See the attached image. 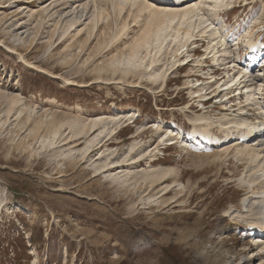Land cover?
<instances>
[{"label":"rangeland","instance_id":"obj_1","mask_svg":"<svg viewBox=\"0 0 264 264\" xmlns=\"http://www.w3.org/2000/svg\"><path fill=\"white\" fill-rule=\"evenodd\" d=\"M78 1L75 5L73 0H0V264H243L246 260L264 264L260 248L264 239L259 237V229L250 232V226L256 225L246 216L251 190L240 182L250 174L251 163L234 158L236 142L216 148L214 141L225 135L220 128L223 121L213 124L225 114L233 118L240 106L246 107L247 90L251 93L261 83L254 76L242 89V100L234 95V114L221 112L222 104L215 102L210 106L216 111H201L199 99L191 95L207 83L213 85L217 78L229 79L224 70L208 79L224 67L210 58L205 67L201 62L209 41L216 38L215 31L227 30L225 47L230 51L237 42L233 41H245L249 28L256 24L254 29L261 34L255 41L260 38L264 43V16L257 20L264 14V0H235V10L213 17L215 23L206 38L197 37L199 42L194 40L181 62L171 53L163 57L157 65L168 69L165 88L162 82L150 83L146 73H136L139 70L121 79L129 69L124 61L128 55L116 62L141 35L146 15L135 21L133 9L119 19L108 3L110 15L102 17L91 31L97 18L91 7L83 8L87 0ZM147 1L158 5V0ZM103 4L98 0L99 6ZM72 23L74 27L66 32ZM121 30L128 35L115 40ZM195 49H201L199 56H194ZM234 51L232 59L240 57L241 63L235 65V71L229 69L230 77L246 70L249 60L246 51ZM216 56L222 65L223 52ZM188 60L187 70L175 68ZM107 68L108 72H99ZM3 94L19 99L9 116ZM192 104L195 109L189 110ZM258 107L263 114L248 108L246 112L262 123L264 108ZM120 114L127 118L117 128V135L106 138L103 148L94 146L83 155L100 130L96 128L87 139L74 143L70 124ZM199 116L209 118L210 123L204 122L208 130H199L195 136L201 142L204 132V144L187 151L195 135L194 128L190 129ZM53 120L70 124L56 133ZM142 126L147 130L142 132ZM170 128L179 136L177 145L164 151L166 144H161L154 151L159 136ZM140 129V138L135 140ZM258 135L253 145L264 151V130ZM227 147L231 149L226 157H211L223 154ZM140 150L150 152L141 163H123L122 156L130 161ZM112 151L115 154L107 159L105 155ZM179 152L181 160L176 159ZM105 162L111 171L96 175L94 169ZM123 164L135 172L175 167L179 176L153 188L120 187L108 176L118 173Z\"/></svg>","mask_w":264,"mask_h":264},{"label":"bare ground","instance_id":"obj_2","mask_svg":"<svg viewBox=\"0 0 264 264\" xmlns=\"http://www.w3.org/2000/svg\"><path fill=\"white\" fill-rule=\"evenodd\" d=\"M87 1H88L87 4L84 5L83 8L87 10L88 7L89 8L91 7L93 9V17L97 18V21L93 23L91 31H93L96 27L99 26V23L101 21L100 19H102V17H104L105 15L106 16L110 15L109 12H107L108 3H112V6H113L112 9H114V12L116 16L119 17V19L123 17L125 18L128 11L133 10V9L136 10L135 21H137V19L141 15L142 16L146 15L144 19L146 20V22L143 26L141 35L136 38V40L134 41L132 45H129L128 54L122 53L123 55L120 56L121 58L116 57V62H119L122 59V56L128 55L127 57L125 56L126 58L124 61L127 63V66L129 67V69L124 72L125 77H121V79L126 80L128 77H130L129 76L130 74H133L135 73V71L139 70L136 73H139V72L146 73L147 77L149 78L150 83L157 84L159 82L160 83L162 82L161 86L164 85L163 88H165V85L168 83L167 80H165L168 69L164 71V68L162 66L157 65V63L160 62V60L163 57L167 56L169 53H171L174 60L175 58H178L179 56L181 59H179L178 62H181L188 55L187 53L188 51L186 50V48L189 46V44H193L194 40L195 39L197 40V37L201 36L203 37L202 39L206 38L205 36L206 32L212 29V26L215 23V21L212 20L213 17L220 15L221 11H223L224 9L232 7V5H234V2H235V0H199V1L198 0H158L157 1L158 5H162V6H158V5L155 6V2H151L152 4H150L149 3L150 1H147V0H142V1H139V0H99V2L100 1L104 2L103 5L99 6L98 0H87ZM73 2L75 3V5L76 3H79L78 0H73ZM263 16L264 14L262 13L257 18V20L259 21ZM257 24H259L258 26L261 25L260 23H257ZM255 26L250 27L249 31L247 30L248 32L246 31L247 34L245 33L246 34L245 36H249V37L247 38L245 37L246 38L245 41L239 42L238 39L235 40L237 42L234 44V49L230 51L228 47L227 48L225 47L226 36H227V35L225 36V33L227 30L226 31L224 30L225 33H223L222 29H218L217 31H215L216 38L212 37L213 39L209 41L210 42L209 46L205 51V55L203 56L205 58H203L201 62L204 64L205 63L207 64L206 59L210 58L211 61L214 62L215 65L219 67L221 66L224 67V68H221V70L226 71L225 73L227 74V76H229V79L225 81L226 79L224 77L223 79H225L224 80L225 82L221 80L223 82L222 83L218 81V78H217L215 79V82L213 83V85L210 83H207V85H204L201 88V90L191 92V95L194 99L195 98L199 99V105L201 107V110H205V109H208V111L217 110L216 107L214 106H210L209 108L206 107L208 103L206 104L205 100H207L208 96L212 94V96H214L215 99L217 100L219 99V101L221 100L224 101L223 103L221 102L222 108H223L221 109V112L228 111L231 114H234L236 113V111H234V106H235L233 104L234 102L232 103V94L233 96L240 95V91H242L243 88L248 87V83L249 81H251L250 79L254 76H257V78H255L257 79V81H260L261 84L260 85L257 84L255 86L256 87L255 91L250 93V91L247 90L248 91L246 92V106L247 107L240 106L238 109L239 111L237 112V114H235V116L233 115L234 116L233 118L229 117L231 119H228L227 115L225 114L221 118H218V121L216 120L217 122L213 121V124L215 123L220 124L223 121V123L220 124L221 126L220 128L224 132V135H225L224 138L226 139L225 141H223L224 138L216 139L214 141L215 143H217L216 148L223 147L225 146L226 143L227 145H229L232 143V141L238 142L236 151L232 153L234 158L243 157L244 159L246 158L248 162L251 163V165L249 166L250 174L245 175V177L241 178L240 182L243 185H247L246 187H248V189L251 190V191L249 190L251 194L248 192L251 197L248 199L247 203L245 204V207H247L246 209H248V212H247L248 215L246 216H249L250 221L254 223V225L258 226L257 229H259V233L264 239V220L262 219V217L264 216V201H261L259 199V195H260L259 192L260 191L262 192L261 189L264 188V186L262 185L264 183V151L262 150L261 147L260 148L255 147L259 145H255V146L253 145L255 144V142H257L258 138L250 141L254 133L256 132L260 133L262 132V130H264V122L262 123L259 122L260 123L259 124L258 122L251 121L248 115L249 112H246L247 108L248 109L252 108L256 112V114L258 113L263 114L261 113L262 108L258 107L259 103L256 102L258 100L256 96L258 93L259 95L260 94L264 95V84H263L264 82H263V79H260V77L262 76L263 70L256 69V71L252 72L251 70H249V68H247L246 70L235 73L233 77H230V73H229L230 68H232L233 71H235V69L237 68L235 66L237 64L236 60L232 59L233 57L232 51L235 50L234 52L236 54L238 51L239 52L242 50L247 51L246 54L248 53L247 55H249V59L252 63L251 65H255V62L258 60V57L264 52L263 41L259 37H258L259 39L255 41V33H257L259 36L261 34V32H259L258 30L255 31L254 29ZM73 27H74V24L73 23L70 24L67 27L68 29H66V32H68ZM122 35H128V34H124V31L121 30L115 36L116 37L115 40L117 38L119 39V37L121 38ZM258 35H256V37ZM243 46L244 48H242ZM151 48L152 50H150ZM231 48H233V46H231ZM145 50H146V53L144 54ZM220 52H223V57L225 60L222 65L221 64L219 65V63L217 62L218 58L216 56ZM147 58H149L148 62H147ZM206 64L203 66L205 67ZM153 66H155V68L150 73H148L152 69ZM134 67L136 68V70H133ZM141 68H144V70H142ZM175 68H177V66ZM198 68L202 69L203 67L200 64ZM101 69H99V72L109 71V68L104 69V70H101ZM218 71L220 70H215L216 73ZM117 72L118 70H115L113 71L112 74L115 75L117 74ZM215 72L214 74H210V76H213V77L210 78V76H208V79H214L216 77ZM98 79L99 80L102 79V76H99ZM160 83L158 85H160ZM219 85H222V86L218 87ZM200 86H202V84ZM213 87L214 88L218 87L219 90L214 89L212 91ZM201 93H204L205 95L201 96L200 95ZM223 94L225 95L223 96ZM1 97L8 101L7 114L9 116V114L15 109V106L18 104L19 99L12 98L6 94H3ZM260 99H263V98L261 97ZM239 105L241 104L238 103L237 106ZM193 106L194 105L192 104L189 107V109H193ZM126 118L127 116L125 115L121 116L120 114L118 115V117H112L110 119H107V118L98 119L97 118L95 120H90L89 123H86L87 121H82L79 124H76L77 122H73L72 124H70L68 122L67 123L62 122L61 120H53L51 122V126L54 128L57 127L56 129V133H57L58 130L62 129L64 124L68 126L70 124L68 129H70L71 132H74L73 133L74 135L72 137L74 138L73 140L74 143H76L77 141L83 138L87 139L89 134L92 131H94V129L98 128V130H100V135L96 137L98 139H96L95 141L94 140L90 141V145L87 146L86 149L84 150V153L85 152L86 153L85 154L83 153V155H87L90 153L92 147L94 148V146L95 147L97 146L98 148L99 146H102L101 148H103L105 146V144L103 143L105 142L106 138H112L114 137V135H117L116 134L117 128L120 126V124L123 121H125ZM26 119L29 120L30 116H28ZM196 122H198L199 124L197 125L194 123V129H193V133L195 134L193 138L194 142L190 146L186 145L187 148H185V150L189 149V147L196 148L198 146H201V143H203V140L205 139V134H203L204 132L202 133V136H201L202 137L201 142L198 140V137H195V136L197 135L199 130L201 131L208 130V128L204 129L203 126H204V122L206 124L209 122V118L205 116H199ZM209 125L210 123H208V126ZM146 126L141 127V129H143L142 132L147 130ZM199 126H201V128H199ZM245 127H247V131H248L247 136H246V130H243ZM141 129L137 131L136 134L133 136L135 140L140 138L139 135L141 134L140 132ZM172 129L170 128L164 131V133H162L159 136L158 138L159 142H158L157 147L154 149V151L158 150L161 144H166L170 141L175 140L172 137L176 135V132H175L176 130L174 128ZM56 133H54V137L55 135H57ZM104 133L106 134V136L101 138L104 135ZM239 134L242 135L241 138H239ZM176 139H178L177 136H176ZM45 140H48V139H45ZM136 144L137 143H134L132 147L135 148ZM229 149L231 148L227 147L225 149L226 151L224 150L223 154L215 153L211 157H216V159H221L223 157H226V154L228 153L227 151H229ZM141 150L135 153V156H133L130 161H124V157L126 156L125 155L122 156L121 159L123 163L131 162L129 166H133L134 164L141 163L142 159H144L150 153L147 150H143V151ZM114 154L115 152L112 151L106 154L105 157L109 159L110 156ZM180 157H181V153H180ZM182 158L183 157H181V159ZM117 169L119 170L118 173L114 175L109 174L108 177L111 183L113 184L115 183L116 185L120 187H125V186L126 187L127 186L136 187L140 185V187L148 186L150 188L151 187L153 188L158 184L168 182L169 179H174L179 176L178 170L175 167L165 168V169H160V168L152 169L151 167L149 168L150 171L143 170V172H140V171L135 172L133 171L132 167H128V165L126 166V164H123ZM110 171H111V166L107 164L106 162L100 166H97L94 169V172L96 175H101L102 173H106V172L108 173ZM258 185H262L261 186L262 188L258 189L257 187ZM167 187L164 190H167ZM166 194H168V190ZM249 218L247 220H249ZM263 245L260 247L262 252H264ZM249 262H251V260H246L243 264H248Z\"/></svg>","mask_w":264,"mask_h":264}]
</instances>
